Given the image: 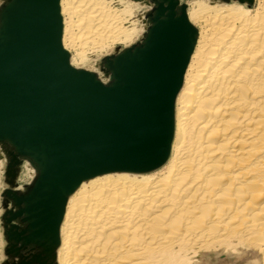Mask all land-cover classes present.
I'll list each match as a JSON object with an SVG mask.
<instances>
[{
  "label": "bare ground",
  "instance_id": "bare-ground-1",
  "mask_svg": "<svg viewBox=\"0 0 264 264\" xmlns=\"http://www.w3.org/2000/svg\"><path fill=\"white\" fill-rule=\"evenodd\" d=\"M142 5L60 0L70 64L133 42ZM186 16L196 39L167 159L82 181L58 226V264H264V0H193Z\"/></svg>",
  "mask_w": 264,
  "mask_h": 264
},
{
  "label": "water",
  "instance_id": "water-1",
  "mask_svg": "<svg viewBox=\"0 0 264 264\" xmlns=\"http://www.w3.org/2000/svg\"><path fill=\"white\" fill-rule=\"evenodd\" d=\"M59 1L0 3L4 264H53L66 201L82 181L165 162L196 39L181 0H133L148 7L144 33L96 62L100 77L70 64ZM24 163L34 174L20 190Z\"/></svg>",
  "mask_w": 264,
  "mask_h": 264
},
{
  "label": "rangeland",
  "instance_id": "rangeland-1",
  "mask_svg": "<svg viewBox=\"0 0 264 264\" xmlns=\"http://www.w3.org/2000/svg\"><path fill=\"white\" fill-rule=\"evenodd\" d=\"M129 2H134L133 0H128ZM182 3L186 4L187 6V9L191 8L192 7V4H193V0H181ZM191 1V2H190ZM197 1V0H194V2ZM2 2V0H0V3ZM136 2V1H135ZM191 3V4H190ZM189 6V7H188ZM148 10V7L145 6V5H142L141 8L139 9V11L137 12V16L139 15H142ZM145 27V26H144ZM144 33V28L143 30L141 31V33L139 34V36L133 41V42H130V43H122V44H117L115 45L113 51L111 52H106L105 51H101V52H97L93 55V58H91V60L89 61V63H87L86 67L85 65L84 66H81L80 68L81 69H85V70H88V71H93L95 73H97L100 77L102 76L101 72L96 68V62L100 61L101 58L111 54L114 52L115 49H122V48H125V47H128L130 45H132L133 43H135L136 41H138L142 34ZM127 45V46H126ZM72 51V52H71ZM70 54L71 56H76V54L74 53L75 51L73 50H70ZM104 52V53H103ZM98 53H100L98 55ZM104 54V55H102ZM97 57H96V56ZM92 62V63H91ZM76 68H79V67H76ZM4 162H3V159H2V163H1V166H2V170L0 171V216L2 215L3 213V208H2V198H1V193L3 192V190L6 188V183H5V180H4ZM27 164H23L20 168V172H19V175H18V179H17V185H18V189L22 190L23 187L25 185H28L30 182H31V179H32V175L34 173V170L28 166H26ZM30 169V170H29ZM32 170V171H31ZM30 172V174H29ZM1 218V217H0ZM0 232H1V253H0V264H4V261L7 259L4 255V248H5V245H6V242L3 238V233H2V225H1V222H0ZM57 253H58V248L56 247L55 248V251H54V262L53 264H58V258H57Z\"/></svg>",
  "mask_w": 264,
  "mask_h": 264
}]
</instances>
